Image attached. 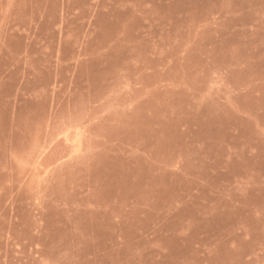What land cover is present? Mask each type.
<instances>
[{"label":"rangeland","instance_id":"1","mask_svg":"<svg viewBox=\"0 0 264 264\" xmlns=\"http://www.w3.org/2000/svg\"><path fill=\"white\" fill-rule=\"evenodd\" d=\"M0 264H264V0H0Z\"/></svg>","mask_w":264,"mask_h":264}]
</instances>
